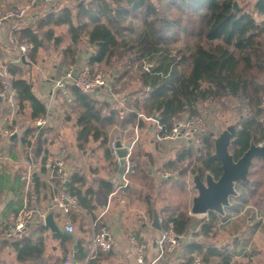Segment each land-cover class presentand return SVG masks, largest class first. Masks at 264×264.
Returning a JSON list of instances; mask_svg holds the SVG:
<instances>
[{
  "label": "trees",
  "instance_id": "1",
  "mask_svg": "<svg viewBox=\"0 0 264 264\" xmlns=\"http://www.w3.org/2000/svg\"><path fill=\"white\" fill-rule=\"evenodd\" d=\"M235 1L240 5L241 0H157V3L154 0H85L76 9L64 6L49 10L39 26L66 25L71 37L64 50L60 46L62 36L54 38L55 33L51 29L43 37L31 26L18 27L15 33L34 44L28 63L37 61L45 41L51 39H54L56 50L63 54L62 64L66 67L78 63L77 55L82 48L80 44L85 39L93 47L88 58L92 66L113 64L115 59L119 61L124 56L126 50L136 52L133 58H128V64L141 62L140 87L125 94L123 111L109 101L82 92L74 85L68 86L73 97L71 112L76 113L80 147L92 137L94 141L100 140L102 145H107L106 152L115 160L108 146L111 139L109 127L113 124L124 126L137 120L142 124L143 119L138 117L140 113L147 117L156 116L168 129L175 116L200 115L199 102L244 97L249 113L236 124L230 146V152L237 160L251 142L259 144L264 141V126L259 121L262 114L260 105L264 98V0H256L249 10L242 6L235 10ZM257 17L263 19L259 21ZM135 19L142 21V30H134ZM131 31L135 32L133 36H125ZM187 32H192L196 42L194 48L173 54L171 45ZM7 68L16 90L19 110L22 112L29 105L33 120L47 115V106L34 94L32 83L24 77V69L16 64H8ZM125 69L121 71L122 77L130 68ZM122 77L119 79L122 80ZM48 129L31 124L25 128L22 136L23 144L30 148L31 155L28 154V157L40 163L43 172H46L48 165L52 168L54 164L48 147ZM199 141L202 145L197 148L200 156H197L196 161L192 159L195 148L187 144L164 166V171L177 172L178 179L171 180L170 185L177 194L184 190L183 179L187 173H198L204 177L210 172L216 179L222 175L221 162L213 155L214 135L208 133ZM136 169L148 177L144 170L138 166ZM249 179V182H237V194L231 197L224 214L216 211L208 213V220L201 227L204 239L185 244L182 264H191L197 257L205 264H233V258L239 253L235 239L234 245L230 246H218L209 241L217 237L222 220L234 215H246L245 208L251 202L255 208L264 209L263 158L254 159ZM78 182L84 183V177L73 175L68 189L79 205L88 207L91 204L86 202L87 196L82 195ZM168 182L165 179V183ZM1 183L4 184L2 179L0 191ZM32 186L35 195L47 189V184L39 176L32 179ZM251 211L256 210H250L249 213ZM194 217L187 210L169 209L164 218L163 230L173 225L176 233L184 234L190 225L200 222ZM260 223L257 220L254 229ZM47 229V226L42 228L43 231ZM101 230L99 224L98 231ZM57 237L62 241L63 256L50 263L68 258L66 243L72 238L62 235ZM247 242L245 240L240 245L243 251ZM78 243L76 260L83 262L89 250L82 240ZM15 246L21 258L34 262L43 256L46 248L43 236L37 240L24 237ZM103 253L99 250L97 255ZM98 260V256H95L88 264H99Z\"/></svg>",
  "mask_w": 264,
  "mask_h": 264
},
{
  "label": "crops",
  "instance_id": "2",
  "mask_svg": "<svg viewBox=\"0 0 264 264\" xmlns=\"http://www.w3.org/2000/svg\"><path fill=\"white\" fill-rule=\"evenodd\" d=\"M29 0H0V64L3 68H7L8 64L20 65L24 69V77L32 83L34 94L45 102L47 106V115L44 116L46 123L44 125L35 124V120L30 117V106L28 105L24 111L19 110L16 104V117L12 105L7 99L1 97L0 100V118L5 126H11L18 123L20 126L19 136L0 139V179L2 189L0 191V229L4 227L20 209L25 202L35 210L33 221L31 222L29 233L26 237L37 240L41 236L45 238V252L37 261L24 260L20 257V251L16 249L15 243L0 237V264H45L53 262L63 256L62 241L57 235L61 233L53 232L46 225L45 216L50 212H54L55 221L64 228V220L61 215L51 208L52 192L46 177L51 173V168L48 165L46 172L42 171V166L38 162L36 171H33V180L39 176L42 182L47 184V189L41 190L40 195H35L32 186L27 184L22 175L32 171L30 165L31 155L30 148L23 144L22 136L25 128L31 124L39 126V128H49L48 132V147L51 151V161L63 159L66 168L69 172V182L72 176L78 174L84 177V183L78 182L83 196H87L86 202L91 204L88 207H83L78 204V207L72 210L69 217L75 226L73 234L78 239L72 238V241L66 243V248L69 251L68 258L79 264H88V261L95 256L99 258V264H138L135 257L130 252V247L134 241L144 242L148 246L147 264H182L184 246L186 243L194 240H203L201 227L204 221L208 220L207 214H193L191 208L193 198L197 194L195 191L192 197L191 207L183 204L182 198L187 189L184 185V190L181 194H177L176 189L171 188V180L178 179L177 174L170 171H164L165 164L174 159L179 150L167 149L163 146L164 141H159L156 137L157 123L149 117L138 114L139 119L136 123H129L124 126L113 124L109 127L110 138L115 128L130 129L129 135L126 134V142L135 140L132 148L130 161L133 164L132 171L127 174L128 184L123 186L122 178L125 173L126 164L121 168L119 156L115 160L106 152L107 145H102L100 140L94 141L90 137L88 143H84L83 147L79 146L78 129L76 126V113L72 111L71 102L73 100L72 93L68 88L60 89L55 86L56 80L61 77L63 65V54L56 50L54 39L45 41V46L40 49L36 62H29V55L26 60L18 61L19 51L13 46L11 39L16 34L15 30L21 26H31L43 37L48 29L54 31V38H58L56 31L59 27L66 25L45 26L40 27V23L46 13L50 10H58L59 3L64 0L41 1L37 3L27 16L23 19H5L6 13L15 7L24 6ZM256 1V0H255ZM59 5V6H58ZM50 6V7H49ZM49 42H52L49 45ZM62 44V43H60ZM66 46H61L64 50ZM52 52L50 54V52ZM91 54L87 49L80 48L77 55L78 63L75 67L81 66ZM151 69L152 66H149ZM11 77V75L9 74ZM125 79V76L122 80ZM122 80L118 75L112 76V85L110 89H100L93 96L106 101L112 105L120 107L124 110V96L127 92L133 89H126L121 85ZM1 81V79H0ZM0 90L2 81L0 82ZM153 118H157L153 116ZM183 141V140H173ZM187 144H193L191 141ZM199 142V141H198ZM109 146V145H108ZM179 147V145H178ZM29 154V155H28ZM33 162V161H32ZM141 168L147 173L146 177L143 172L137 171L136 167ZM156 174V176H155ZM164 174H167L165 177ZM165 179L170 182L165 183ZM111 184V185H110ZM32 186V188H31ZM113 186V188H111ZM111 188V189H110ZM40 196V197H39ZM78 203V202H77ZM227 208V207H226ZM169 209L187 210L190 215L195 216L194 219L200 220L190 225L186 233L183 234L181 243L173 252H166L159 257V250L156 244V239L160 236L163 230V222L166 212ZM158 214V228L155 223V216ZM205 215L202 218L201 216ZM147 220H140V217ZM152 217V223L150 220ZM234 219V231H238L241 226L246 230L251 229L250 234L243 239L234 237L238 246V254L233 258V264H253L246 261L247 257L255 252L250 251V244L255 234L262 229V224L254 229V221L247 215H234L230 219ZM229 219V218H228ZM239 221H242L240 223ZM231 222V221H230ZM102 229H106L114 238L115 245L110 251L97 255L95 251L90 256L89 242L94 232L98 231L99 224ZM244 223V224H243ZM254 223V224H253ZM224 224L221 222L220 226ZM43 226H47V230L43 231ZM246 227V228H245ZM245 234L247 231H245ZM219 235V233H218ZM217 235V236H218ZM67 237V236H65ZM69 238V237H68ZM217 239L214 238L213 240ZM234 239L226 245H234ZM79 240L83 241V245L89 250L87 259L83 262H77L76 253L79 249ZM248 240L246 249H241V243ZM78 248L75 249V245ZM215 244V243H212ZM218 246H226L216 243ZM264 255V250L263 253ZM245 255V256H244ZM240 259V260H237ZM244 258L245 260H242ZM259 264H264V256L260 258ZM65 261V260H64Z\"/></svg>",
  "mask_w": 264,
  "mask_h": 264
},
{
  "label": "built area",
  "instance_id": "3",
  "mask_svg": "<svg viewBox=\"0 0 264 264\" xmlns=\"http://www.w3.org/2000/svg\"><path fill=\"white\" fill-rule=\"evenodd\" d=\"M48 0H29L24 6H19L10 9L5 19H23L27 16L30 9H32L37 3ZM11 42L13 46L19 51L18 61L26 60L28 55L33 51L34 44L25 39L21 38L18 34H15ZM85 61L81 66L65 67L62 69V75L59 77L55 86L64 89L67 85H74L79 88L82 92L94 95L100 89H110L112 85V77H108L105 72L95 71L93 66ZM0 79L2 81V88L0 90V97L7 99L13 107L14 115L16 114L17 96L16 90L13 86L12 78L9 76V72L6 68L0 65ZM260 107L262 108V114L259 121L264 126V98L261 102ZM16 117V115H15ZM156 121V137L159 141L164 140H184V141H199L202 136L211 133L209 131L208 122L202 115H184L175 116L172 119L171 127L166 129L158 120V118L149 117ZM46 123L44 117L35 120V124L41 126ZM214 134V133H213ZM13 136H19L20 126L18 123H14L11 126H5L0 118V139L11 138ZM125 137L121 134H115L111 137L109 147L115 156H118L117 149L118 143L121 142L123 145L130 143L129 152L125 157V173L122 178V185L128 184L127 174L132 171L133 164L130 161L132 148L134 147L135 140L132 142H126ZM259 145H264V141L260 142ZM32 171L23 174L22 179L30 184L33 171H36V164L31 161ZM166 177L167 174H164ZM49 183L50 190L52 192L51 197V208L56 210L61 218L64 220V228L66 232H74L75 226L70 220V213L76 207H78L77 199L71 194L68 189L69 184V172L66 168L65 161L63 159H56L51 168V173L46 177ZM35 210L25 202L24 205L19 209L18 212L12 215L11 220L0 229V237L9 239L12 241H18L26 237L29 233L31 222L33 221ZM183 234H178L173 228L162 230L160 236L156 239V244L159 250V257L164 255L166 252H173L181 242ZM115 241L111 234L106 230L96 231L93 233L90 242V256L97 250L110 251L114 248ZM147 250L148 246L144 242L134 241L130 247L131 254L135 257L138 264H147ZM45 264H79L73 262L72 259H66L62 262L57 263H45ZM191 264H205L200 257L195 258Z\"/></svg>",
  "mask_w": 264,
  "mask_h": 264
},
{
  "label": "rangeland",
  "instance_id": "4",
  "mask_svg": "<svg viewBox=\"0 0 264 264\" xmlns=\"http://www.w3.org/2000/svg\"><path fill=\"white\" fill-rule=\"evenodd\" d=\"M85 0H64L62 1V3H59V8L60 7H64V6H70L73 9H76L77 5ZM157 3V0H154ZM240 6L244 7L245 9H251L252 5L254 4L255 0H241L240 1ZM50 7V6H49ZM257 19L260 21L261 19H263L262 17H257ZM133 25H134V30L136 31H140L143 28L142 25V21L139 19H135L133 21ZM57 35L62 36L63 38V42L60 46H67L70 43V33L68 31V27H59V29L56 31ZM135 32H127L125 36H133ZM264 36V35H263ZM264 38V37H263ZM52 42H49V45H51ZM196 42L192 36V32H187V33H183L181 38L175 42L174 44L171 45L170 49L172 50L173 54H178V52H184L186 50H188L189 48H194ZM80 46L84 49L88 50V53H92L93 52V47L88 44L87 40L85 39L84 41L81 42ZM48 52L49 48H48ZM52 52H50L51 54ZM136 52L132 51V50H126V52L124 53V56L120 59H118L119 61H117V59H115V61H113V64H96L93 65V69L97 72L102 71L105 72L107 74L108 77H112L113 75H118L119 77H122L121 75V71L124 70L125 68H130L129 71L124 75L125 79L122 80L121 85L124 86L126 89H137L140 87V75H141V69H139V66L141 64V62L137 61L134 64H128V58L131 57L133 58L135 56ZM126 70V69H125ZM123 78V77H122ZM198 107H199V113L200 115H202L203 117L206 118L207 122H208V129L209 131H211L212 133H214L213 135L216 136L218 133L222 132L224 129H226L229 125H233V124H237L240 120L241 117L246 116L249 113V107L247 104V101L245 100L244 97H226L222 100H211L208 99L204 102H199L198 103ZM124 130H126V134L129 135L130 133V129H123V128H115L112 136H114L115 134H121L124 137L126 136ZM188 142H184L183 141H176L174 142L173 140H166V142H164L165 147H167V149L171 148V149H175L176 151L180 148H184L187 146ZM179 145V147H178ZM202 144H200V141H194L192 146L195 148V152H194V156L192 157V159L194 161H196L197 156H200V151H197V148H200ZM178 149H177V148ZM178 152V151H177ZM190 161V159H189ZM177 174V172H175V175ZM156 176V174H155ZM193 176L194 174L192 173H187L185 178L183 179V183L184 185H186L187 189L185 191V195L182 198L183 204L185 203V205H189V207H191L192 204V197L195 193L194 189H193ZM251 205H248L245 208V213L247 215V217H251L252 219L255 220H260L261 224H262V229H260L254 236L251 244H250V249L248 252L250 253V251H262V252H255L252 253L251 255H249L247 257V255L245 256L246 261H250L253 264H259L260 263V258L263 257L264 255L263 250H264V209H259V208H255V206L253 205V203H250ZM250 210H256L251 211L249 213ZM202 218L205 215H199ZM250 218V219H251ZM251 219V223L254 222ZM140 220H147L146 218H143L142 216L140 217ZM234 219H227V220H222V222L224 224L221 225V227H219V235L217 236V239L215 240H210L209 243H219L222 245H226L227 243H231V241L234 239V237L238 238V239H243L247 238V236L250 234L251 229L249 227H247V229L245 230L244 227L241 226V228L238 231H234V226L233 225V221ZM151 221L152 223V217H150L149 222ZM231 221V222H230ZM240 223H242V221H239ZM244 224V223H243ZM254 224V223H253ZM246 228V227H245ZM245 231L246 234H245ZM181 243V242H180ZM178 248V247H177ZM237 260H240L237 258ZM242 260H245L244 258H242Z\"/></svg>",
  "mask_w": 264,
  "mask_h": 264
},
{
  "label": "water",
  "instance_id": "5",
  "mask_svg": "<svg viewBox=\"0 0 264 264\" xmlns=\"http://www.w3.org/2000/svg\"><path fill=\"white\" fill-rule=\"evenodd\" d=\"M52 1V0H49ZM239 2H234V9L238 10ZM1 100V97H0ZM156 117V116H155ZM236 131V125H229L222 132L214 136V156L221 162L222 175L216 179L213 174L207 172L204 177L196 173L193 176L194 187L197 194L193 198L191 213L193 214H207L210 211H216L220 214L225 213V208L230 205V199L237 194L236 184L239 181L249 182L250 168L255 158L264 159V145L251 142L250 147L237 160L230 152L233 136ZM213 135V133H212ZM14 137V136H13ZM130 143L123 145L118 143L117 154L120 158L121 168L125 164V157L129 152ZM46 225L53 232L61 233L69 238H74L77 241L78 237L70 232H66L55 221L54 212L50 211L45 216ZM158 228V214L155 216V223ZM78 245H75V249Z\"/></svg>",
  "mask_w": 264,
  "mask_h": 264
}]
</instances>
